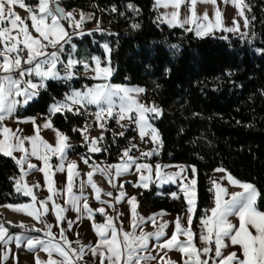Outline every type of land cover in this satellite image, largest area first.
Returning a JSON list of instances; mask_svg holds the SVG:
<instances>
[{"label":"snow or ice","instance_id":"1","mask_svg":"<svg viewBox=\"0 0 264 264\" xmlns=\"http://www.w3.org/2000/svg\"><path fill=\"white\" fill-rule=\"evenodd\" d=\"M204 3L216 4V0H201ZM227 2V0H226ZM175 9L170 14V19L167 15L161 22H166L169 27L191 25L195 23V29L187 28V31L195 30L198 37H202L211 33L213 25L211 22L208 25H203L198 21L200 19L208 20L207 13L202 18L193 15L179 18V9L185 0H168L164 4ZM192 5L197 3V0H191ZM232 3L238 11V15L243 19V27L249 28L250 21L245 16L244 9L250 6L245 3V0H232ZM155 4L159 6L161 0H155ZM15 6L24 9L28 16L21 17L14 11ZM127 9L135 14H139V8L132 3L127 5ZM112 11H116L113 7ZM222 13L217 10L215 12L216 29H220ZM91 18V17H89ZM26 19L31 21V24L26 23ZM85 19L83 13L77 20L71 12H65L59 6V0H36L35 6L25 3V0H0V155L5 158H11L15 165L20 170V175L15 178V190L23 196L30 197L32 203L22 205H6L16 212H24L33 219L44 223L47 231L44 236L47 240L36 236L24 238L20 235L12 236L8 234V229L3 223H0V243L7 245L14 241L17 248L26 247L28 251H43L47 254L48 259L42 261L39 256L35 258V264H77V261L83 260L85 248L87 247L91 256L97 258V264H148L150 261H163L164 264H180L179 261H172L167 257V252L177 251L183 258V264H264V211L258 207V198L264 199V194H261L255 185L242 182L235 179L231 174L226 175L228 184L238 187L241 191L229 192L228 188L222 186L217 181L212 182L214 190V206L208 210L210 215L201 217L202 232L199 236L200 241L205 245L203 248H197L193 243L195 236L193 216L196 211V184L195 178L188 179L184 175V166H179L180 170L172 173H165L163 169L167 165L156 164L152 166L148 163H138L137 161L143 157L148 158L158 155V147H153L147 151H141L140 157H133L130 152L133 148H138L132 144L130 148L124 149L120 157V162L117 164L101 167L98 164H90V157H81L84 164L89 165L91 171L87 173V181H82L77 195L73 192L75 178L79 176L77 171L78 165L76 162H69L65 165L67 159V150L71 148L68 143V137L55 129L51 119H47L41 125L36 124L35 118H30L33 124L34 135H21V129H11L4 125V121L13 118L19 108L27 106L30 101L39 96L40 91L46 89V81H61L68 82L73 79L74 69L77 64L83 63V67L87 70L88 63H84L72 57L65 63L61 59L62 53L65 52V45L71 43L74 35L82 36L84 33L81 30V25ZM63 20L68 21V28L73 29L69 32ZM133 28L139 25L133 24ZM241 26L233 19V27H224L226 32H240ZM35 33V35L33 34ZM244 35H247L245 33ZM254 36L255 34L252 33ZM72 49L75 51L76 45L72 44ZM49 47L53 50L48 51ZM105 53L110 50L108 45L104 46ZM172 47H176L173 45ZM264 54V49H259ZM92 63L95 65L92 68L94 75L91 77L94 80L102 81L86 87L84 90L72 89L65 93L64 98L60 101L53 102L49 106V117L57 113H72L73 115H83L89 106L94 105L95 112L89 113L94 117L96 126L106 130V125L109 119H115L116 123L122 128H127L128 125L121 123L128 120L130 124H134L141 141H145L147 137L153 145H162L159 137V132L151 122L162 115V110L156 106H146L139 103L136 96L145 90L142 88H131L118 84L109 83L110 77L113 75V69L109 63L102 66L101 60L98 57H92ZM62 65L66 71L62 74L58 66ZM35 78V79H34ZM25 123L28 121H18ZM52 129L55 133L56 143L52 145L45 141L40 135V128ZM92 127L86 124L81 129H73L79 131L84 140V146L88 152L98 153L106 151L98 146L103 139L104 133L101 131L99 137H91L88 135L89 129ZM119 136H124V132L118 133ZM16 153H20L19 156ZM35 157L37 161H41L43 166L38 167L37 164L31 162V158ZM57 157L60 163L53 165L52 158ZM26 165V168H25ZM135 168L139 174V181L133 184V187L149 188L150 183H179L180 191L184 195L187 202L186 214L182 218L177 216L174 225L175 228L171 236L166 235V229L169 222L161 220L157 224V217L166 215L164 212L154 213L150 217H141L137 213L136 197H128L127 203L131 205V219L129 228L125 230L122 226L120 217L122 213H117L116 216L109 215L105 207L93 209L88 198L84 195L85 185L90 186L94 193L95 199L101 205H107L114 208L115 204L120 203L126 196V193L120 192L114 197V201H105L101 199V193L109 197L113 196L111 191L104 192L93 180V176L99 173L105 177L109 183L115 177H120L130 169ZM193 175L196 173V168L190 166ZM67 170V184L65 185V195L68 197L64 200L65 205H71V210L86 214L87 219L93 221L92 228L98 239L92 246L81 245L80 248L74 249L71 247V242L68 240L64 230H60L61 242H54L55 235L52 232V225L46 223L41 218L49 211L54 212L57 221L65 220L64 213L68 210L65 207L54 202V195L58 194V189L55 187V181L52 179L55 172H64ZM31 171L43 173L45 184L48 186L50 193L46 200H37V196L33 192V188L40 187L39 184L28 185L24 183V177ZM216 172H225L223 168L215 169ZM116 187L115 184H112ZM120 188L124 185L121 183ZM173 199H178L177 193H172ZM53 201L51 208L47 202ZM39 203V208L36 207ZM99 213L104 218L103 223H96L94 214ZM236 217L238 224H234L229 219ZM80 217L78 216L77 219ZM183 220H186L187 226ZM118 221H120L118 223ZM151 222L155 227V231H145L143 225ZM73 221H68V228L71 230ZM23 227V225H20ZM33 231L40 232L41 229L33 228ZM254 230V231H253ZM164 239L161 241V238ZM184 237V239H181ZM22 240L26 243L22 245ZM161 241L158 244H152L150 241ZM232 246H238L240 252H230L226 257L222 254V249ZM79 243V241H77ZM214 243L215 257L201 259V255L208 257L213 251ZM167 250V251H165ZM156 251V255H153ZM55 254V256H54ZM56 257H59L57 259ZM7 259V256L3 257Z\"/></svg>","mask_w":264,"mask_h":264},{"label":"trees","instance_id":"2","mask_svg":"<svg viewBox=\"0 0 264 264\" xmlns=\"http://www.w3.org/2000/svg\"><path fill=\"white\" fill-rule=\"evenodd\" d=\"M129 3L139 8V14L127 9ZM245 3L250 6V10L244 9L250 21L245 32L220 31L197 37L193 31L160 24L155 0H59L63 10L91 13L87 25L97 24V29L71 42L101 60L105 57L102 46L108 45L113 69L109 83L145 88L164 110L153 123L162 145L160 155L152 161L182 164L187 175L196 179V239L198 223L212 201L209 176L214 169L223 168L264 194V54L258 51L264 49V0ZM133 24L139 27L133 28ZM94 83L80 76L66 83L47 81L46 89L19 108L14 118L48 116L49 106L65 93ZM85 121L83 115L72 113L51 116L52 125L70 137L76 136L73 129ZM133 137L132 128L124 136L105 131L106 151L93 158L115 163ZM76 150L83 151L81 147ZM190 166L196 168L195 175ZM19 175L11 158L0 155V204L26 201L14 192ZM174 192L178 199H173ZM137 202L142 214L180 213L186 207L175 186L158 187L156 183L141 191ZM258 207L264 211V199L258 198ZM5 225L11 232L23 231Z\"/></svg>","mask_w":264,"mask_h":264},{"label":"crops","instance_id":"3","mask_svg":"<svg viewBox=\"0 0 264 264\" xmlns=\"http://www.w3.org/2000/svg\"><path fill=\"white\" fill-rule=\"evenodd\" d=\"M206 6L207 7L204 9L202 4L200 3V0H197V3L195 5H192L191 0H185V3H183V5H181L180 10L182 11V14H184V13L187 14L186 17L192 16L193 15V11L195 13V16H197V17H200V16L203 17L204 16L203 14L207 13L208 20L214 19L215 18L214 17L215 16V12L217 10H219L222 13V16H221V18H222L221 19V22H222V26L221 27H222V29L224 28L223 25L225 27H233V19H235V20L241 19L240 17L237 18L235 8L233 6H230L228 3L227 4L226 3L225 4L224 3L220 4L218 7H217V5H214V6L206 5ZM14 11L17 14H19L21 17H24V15H25L19 9H14ZM64 11L66 12V10H64ZM82 13H84L86 15V16L85 15L84 16L87 18V21L85 22V27H86L85 30L90 29V32L96 30L97 29V24H94V25H91V26L87 25V23L92 20L91 13L85 12V11H82ZM76 17L78 18V15ZM89 17H91V18H89ZM26 23L28 25L31 24V23H29V21L27 19H26ZM163 25L169 27L167 24H163ZM187 26H189V25H185L184 27H181V28L187 29L188 28ZM242 28H243V24H242ZM245 31H243V32H245ZM230 33H233V32H230ZM33 34H34V32H33ZM84 35H86V34H84ZM72 44H74V43L71 42L69 44V47H66V48L68 50L69 49L73 50L72 46H71ZM76 55H77L76 51H73L72 57L77 59V60H79V61H81L80 58L77 57ZM68 58H69L68 54L61 55V59L65 63L67 62ZM82 64L83 63H80V64L76 65V67H78V70H79V68H81V69L83 68ZM58 67L61 68L63 66L60 65ZM79 75H82V73H79V71L74 74V76H79ZM87 79H89V78H87ZM54 82H57V81H54ZM37 97L34 98L30 102H33L34 100H36ZM15 114H14V116H15ZM14 116H13V118L6 119L3 123H4V125H6L7 127L11 128L13 130H15L17 128L21 129L22 130V132L20 133L21 135H34L35 134L34 128H33V124L30 122V118H35L36 124L37 125H41V126L45 123V121L47 119H49V118L51 119V117H49V115L48 116H44V117L36 116V117H25V118H14ZM18 121H28V122L21 123V122H18ZM86 124H90L91 125L92 122H90V123L85 122L81 127L76 128V129H81ZM132 130L135 133V136H137V132L135 131L134 127H132ZM93 131L91 129H89L88 135H90L92 137ZM105 131H104V133H105ZM75 133H76V136H72V137L66 135L69 138L68 139V143L71 144V148L67 150V159L65 161V165L67 163L73 162V161L76 162V164L78 165L77 171L79 172V176H77L75 178L73 192L75 194L79 195L80 194L79 186H80L82 181H84V182L87 181V173L89 171H91V168L89 167L90 164L95 163V164L100 165L101 167H105V166L111 165V164L108 163L105 159H99L98 160V159L93 158V155L99 154L102 151L98 152V153H90V152H88L87 147L84 146V140H83V137L81 136L80 132L79 131H75ZM40 135L43 137V139L45 141H47L48 143H50L52 145H55L56 137H55V133H54V131L52 129L41 127L40 128ZM141 142H135L134 141V137H133V139H131L126 144V146L132 145V144L136 145V143H141ZM76 147H81L83 151L82 152L77 151ZM99 147H101L103 149V141H102V145H99ZM147 148H148L147 145L138 146L137 150H139V151L136 153L137 155H135V153L131 154V155L133 157H140L141 151H147ZM160 152H161V149H160L158 155H154V156L148 157V158L141 157L137 162L138 163H148V164H150L152 166H155L156 164L167 165L168 167H165L163 169V171L165 173L177 172V171L180 170L179 166H183L182 164H179V163H165V164H162V163H160L158 161H152V159L154 157H158L160 155ZM16 155L19 156L20 153H16ZM81 157H90L91 159L89 160V165L84 164V162L81 159ZM120 157L121 156H119L118 160L115 163H112V164L119 163L120 162ZM31 162L34 163V164H37L38 167H42L43 166L42 162L41 161H37L35 159V157L31 158ZM51 163L53 165H55V164L60 163V161L58 160L57 157H53ZM25 168H26V165H25ZM53 172H54V175L52 176V179L55 181V187L58 189V194L54 195L53 200H54L55 203H57V204L65 207L66 209H68L64 213V216L66 217V219L60 221L58 227H57V221L55 219V214L52 211H49L48 213H46L41 219L43 221H45L46 223L52 225V232L55 235V241L54 242H61L62 243V241L60 240V235H59L60 230L62 228L64 230V233L67 236L68 240L71 242V247L72 248L78 250L81 245H88V246L94 245L96 240L98 239V237L96 236V234H95V232L93 231V228H92L93 221L87 219L86 214L80 215V213L71 210V205H65V203H64V200L66 198H68L65 195V192L63 191L65 189V185L67 184V170H66V168H65V171L62 172V173L61 172H55V169H53ZM227 174H229L227 171H225V172H216L215 169H214L210 173V176H209L210 189L212 188V182L213 181H217V182L221 183L222 186L227 187L229 192L241 191V189H239L238 187H234V186L228 184V181L226 179V175ZM184 175L187 176L188 179H192L193 178V177H189L187 175L186 168H185ZM93 180L100 188H102L104 190V192L111 191L113 193V196L109 197L107 195H104L103 192H102L101 193V199L102 200L114 201V197L119 195L120 192L126 193L125 198L120 203L115 204L114 208H110L107 205H101L95 199L94 193L92 192V189H91L90 186L85 185V188H84V195L88 198V202H89L90 206L93 209H96V208H99V207L103 206V207L106 208V211L108 212L109 215L116 216L117 213H122L123 216L120 217V221H122V226L125 228V230H131L129 228V223H130V219H131V216H132L131 205H129L127 203V198L128 197H136V203L138 205L137 197H138V195H139V193L141 191L145 190V188H143V187H133V184L137 183L139 181V174L136 173L135 168L133 167L132 169L129 170V172L124 173L120 177H115L112 180L111 184L109 183V181L105 177L101 176L99 173L94 174ZM23 182L27 183L30 186L34 185V184H39L40 185V187H38V188H33V192L37 196V200L38 201L46 200L47 196L50 194L48 192V186L44 182V178H43V173L42 172H38V171L29 172V174L24 177V181ZM121 183L124 185L123 188L119 187V185ZM112 184H115L116 187H113ZM156 184L158 185V187L175 186L179 190V192L182 194V196L184 198L183 193L180 191L179 183H164V184L160 185L157 182ZM14 192L16 194L22 196V197H25L26 201H24L22 203H19V204H14L13 206L32 203L30 197L23 196L22 194H19V193L16 192L15 184H14ZM211 192H212V201H211L210 205L208 206L204 216L206 214L210 215V212L208 210H210L214 206V190L211 191ZM184 201H185V199H184ZM52 203H53V201H48L47 202V205H48L49 208H51V204ZM185 203H186V207L180 213H171V212H166V211H162V210L155 212V213H160V212L166 213V215H164L163 217H157V224L161 220L169 222V226L165 230L166 231V235L168 237L171 236V233H172V231L175 228L174 221H175L176 217L180 216V217L183 218L185 216L186 209L188 207L186 201H185ZM196 204H197V190H196ZM6 205H11V204H0V223H3L5 227H6L5 224H9L11 226L19 227V228L23 229V231H20V232H11V231L8 230V234L9 235H12V236L20 235V236H22L24 238H27L29 236H32V237L39 236V237H41V238H43L45 240L48 239V237L44 236V232L47 231V229L44 226V223H41V222L33 219L32 217L26 215L24 212L13 211L11 208L5 207ZM36 207L39 208V203H37ZM136 211L139 214V216L145 217V218L150 217V216H152L154 214V213H152V214L139 213L138 212V206H137ZM78 216L80 217L79 219H77ZM94 219H95L96 223H103L104 222V218L102 216H100L99 213H95L94 214ZM229 219L231 220L232 223L238 224V219L236 217H230ZM68 221H73L71 230H69V228H68ZM120 221H118V223ZM183 223H184L185 226H187L186 220H183ZM20 225H23V227H20ZM200 225H201V219H200V221L198 223L197 239L195 238V236L193 238V243L196 245V247L198 249L199 248H203L205 246L199 239V236H200V234L202 232V229H201ZM143 227H144V230L148 231V232L156 230L151 222L145 223L143 225ZM27 228L30 229V230L29 231L25 230ZM33 228L41 229V231L40 232L33 231L32 230ZM163 239H164V237L161 238V241ZM181 239H184V237H181ZM77 241H79V243H77ZM161 241H155V240L150 241V247H151L152 244H158ZM24 243H26V240H22V245ZM228 243H229V247L226 248V249H222L223 256L226 257L230 252H233V251H236L238 253L240 252V249H239L238 246H232V245H230V242H228ZM0 245H1V249H0V264H11L10 263L11 261H14V264H35V258L37 256H39L42 261H46L48 259L47 254L45 252H43V251H35V250L30 252L24 246H22L20 248H17L14 241L9 242L7 245H4L3 243H0ZM210 246L212 247L213 251L209 253L208 257H205V256L201 255V259H208L209 257H213V258L215 257V253H214L215 245H214V243L212 245H210ZM20 249H23V252ZM165 251H167V250H165ZM85 253H86V255L84 256V259L80 260V261H84V262H86V264H97V258H93L91 256V253L89 252L87 247L85 248ZM152 254L156 255V251H153ZM5 256H7V259H3V257H5ZM54 256H55V254H54ZM56 258L59 259V257H56ZM168 258H170L172 261H179L180 264H183V258L181 256V254L178 253L177 251L167 252V257L165 259H168ZM77 263H78V261H77ZM148 264H164V262L163 261H150V262H148Z\"/></svg>","mask_w":264,"mask_h":264},{"label":"rangeland","instance_id":"4","mask_svg":"<svg viewBox=\"0 0 264 264\" xmlns=\"http://www.w3.org/2000/svg\"><path fill=\"white\" fill-rule=\"evenodd\" d=\"M168 2V0H161V4L159 5V6H157L156 4L154 5V7H155V10L157 11V14H158V17H159V23L160 24H167L166 22H161L162 21V19H164L165 17H166V15H167V18L168 19H170L171 17H170V14H171V12L172 11H175V9H173L172 7H171V4L169 3V6L168 7H165L164 6V4L165 3H167ZM25 3L26 4H28V5H31V6H35V4H36V0H25ZM200 3L202 4V6H203V8L205 9L207 6L206 5H208V6H214V4H212V3H204V2H201V0H200ZM229 4L230 6H233L234 8H235V10H236V16H237V18L238 17H240L239 15H238V11H237V9H236V7L234 6V4L232 3V0H227V2H226V0H216V4L215 5H217V7L220 5V4ZM181 5H183V3L181 4ZM191 6V5H190ZM181 7V6H180ZM14 9H19L21 12H23L25 15H24V18H27V16H28V13L24 10V9H21V8H19V6H16ZM183 9V8H182ZM66 12H71V13H73L74 14V17L78 20L79 18H80V14L82 13V11H80V10H76V9H72V10H68V11H66ZM80 12V13H79ZM184 13V12H183ZM84 14V13H83ZM78 15V18L76 17ZM85 15V14H84ZM186 13H184V14H182V11L179 9V18L180 19H183V18H185L186 17ZM202 15V14H201ZM204 15V14H203ZM86 16V15H85ZM215 17V16H214ZM200 18H202L201 16H200ZM241 18V17H240ZM222 19V18H221ZM29 21V23H31V21L30 20H28ZM87 21V18L85 17V19H84V21H83V23H82V25H81V30L83 31V33L84 34H86V35H89V34H91V32H90V29H88V30H85L86 29V27H85V22ZM237 21V23L241 26V28H242V24H243V19L241 18V19H238V20H236ZM199 23H202L203 25H208L210 22H211V24L213 25V28H212V31H211V33L210 34H208V35H213L214 33H217V32H220L221 30L223 31V29H222V27L218 30V29H216L215 27H214V25H215V18L214 19H212V20H203V19H200L199 21H198ZM62 23L64 24V26H65V28L69 31V32H72L73 31V29H71V28H68L67 27V25H68V21L67 20H63L62 21ZM168 25V24H167ZM169 26V25H168ZM175 27H180V26H175ZM188 28H193V29H195V23H193V24H191V25H189V26H187ZM223 27H225L224 25H223ZM181 28V27H180ZM240 28V32L241 33H243V31H245L247 28H242L241 29ZM183 29V28H182ZM244 29V30H243ZM186 30V29H185ZM193 32H194V34H195V30H193ZM35 34V33H34ZM82 35V36H80V35H74L73 36V38H72V40L73 39H81V38H83V37H85L86 35ZM196 35V34H195ZM208 35H205V36H208ZM205 36H202V37H205ZM198 37V36H197ZM70 44V43H69ZM66 45H68V44H66ZM65 45V46H66ZM104 46V45H103ZM102 46V48L104 49V47ZM75 51H76V53H77V57H79L80 58V60L81 61H83L84 63H88L89 64V68L86 70L84 67L81 69V68H79V70H78V67H76L75 69H74V74L75 73H77L78 71H79V73H82V75H79L80 77H86V78H89V79H92L91 77L94 75V73L92 72V68H94L95 67V65L92 63V57H98V56H96V55H92V54H89V51L88 50H84V49H82V48H80L79 46H76V48H75ZM104 54H105V57H104V59L103 60H101V63H102V66H104V65H106V64H108L109 63V52L108 53H105V51H104ZM99 58V57H98ZM82 66H83V64H82ZM110 67H111V65H110ZM92 80H94V79H92ZM95 81V83L94 84H96V83H100V82H102V81H99V80H94ZM109 82V81H108ZM93 85V84H92ZM91 85V86H92ZM118 85H120V84H118ZM122 86H127V87H131V88H142V87H138V86H130V85H122ZM86 87H89V86H86V85H84L83 87H81V88H79V89H77V90H84ZM142 89H144L145 90V88H142ZM72 90V89H71ZM133 95H135L136 96V98H137V100L139 101V103H141V104H145L146 106H156V107H158L159 109H161L162 110V113H163V109H162V107L159 105V103H157V101H155L154 99H151L150 98V95H149V92L147 91V90H145L144 92H142V93H139V94H133ZM94 109V110H93ZM94 111H96V108H95V106L94 105H91V106H89L88 107V109H87V111L83 114V116H84V118L86 117L87 119L88 118H90L91 117V115L89 114V113H92V112H94ZM161 117V116H160ZM159 117V118H160ZM159 118H157V119H159ZM156 120V119H155ZM85 122H87V123H90V121H88V120H86ZM152 123H154L153 121H151ZM121 123H123V124H126V125H128V127L127 128H122V127H120V125H118L117 123H116V120L115 119H109L108 120V122H107V125H106V131L107 130H109L110 132H111V134L113 135V136H119L118 135V133H120V132H124L125 133V131H126V129H128V128H132V127H134L135 128V125L134 124H130L129 123V121L126 119V120H124V121H122ZM92 127L90 128L92 131H93V134H92V137H99L100 135L99 134H101V131H103V133H104V131L105 130H103V129H100L99 127H97L96 126V123H95V121H92ZM132 126V127H131ZM135 131L137 132V130H136V128H135ZM99 135V136H98ZM137 136L139 137V135H138V132H137ZM160 137V136H159ZM145 140L147 141V142H145V141H140L141 143H136V145L137 146H141V145H147V150H150V149H152L153 147H158V152L160 151V149H161V145H153V143L146 137L145 138ZM134 141H135V137H134ZM99 145H102V142L100 143V144H98V146ZM131 147V145H128V146H126L125 147V149H127V148H130ZM124 150V149H123ZM139 150H137V148H133L132 150H131V152H130V155L131 154H134L135 153V155H137L136 153L138 152ZM122 152V151H121ZM120 152V153H121ZM122 155V153L119 155V156H121ZM22 252H23V249H20ZM11 264H14V261H11L10 262Z\"/></svg>","mask_w":264,"mask_h":264},{"label":"built area","instance_id":"5","mask_svg":"<svg viewBox=\"0 0 264 264\" xmlns=\"http://www.w3.org/2000/svg\"><path fill=\"white\" fill-rule=\"evenodd\" d=\"M53 49L51 48V47H49V49H48V51H52ZM66 54H71V55H73V50H71V49H67L66 48V46H65V52L64 53H62V55H66ZM60 71H61V73L63 74L65 71H66V69H64L63 67H61L60 68ZM35 79V78H34ZM42 91V90H41ZM41 91H40V93H41ZM85 120H88V121H90V122H92V121H94V117L93 116H91L90 118H86L85 117ZM141 140H140V138L138 137V136H135V142H140ZM0 249H1V245H0ZM77 264H86V262H84V261H78V263Z\"/></svg>","mask_w":264,"mask_h":264},{"label":"water","instance_id":"6","mask_svg":"<svg viewBox=\"0 0 264 264\" xmlns=\"http://www.w3.org/2000/svg\"><path fill=\"white\" fill-rule=\"evenodd\" d=\"M59 6H60V4H59ZM61 7V6H60ZM62 8V7H61ZM78 79V76H73V79H72V81H76ZM153 122H155V119L154 120H152Z\"/></svg>","mask_w":264,"mask_h":264}]
</instances>
